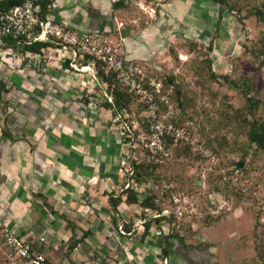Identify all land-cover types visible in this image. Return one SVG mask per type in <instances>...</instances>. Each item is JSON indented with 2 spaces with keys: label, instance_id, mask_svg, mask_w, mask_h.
I'll use <instances>...</instances> for the list:
<instances>
[{
  "label": "rangeland",
  "instance_id": "374dc122",
  "mask_svg": "<svg viewBox=\"0 0 264 264\" xmlns=\"http://www.w3.org/2000/svg\"><path fill=\"white\" fill-rule=\"evenodd\" d=\"M119 2L108 12L109 27L103 34L121 55L120 38H137L148 27L147 54L127 57L141 70L138 87L117 82L131 96L120 113L138 134L142 155L137 161L157 164L144 167V162L138 174L122 173L139 202L130 205V220L125 218L123 229L130 233L120 235L133 243L142 241L143 227L136 223L144 219L149 223L148 244L163 245L168 233H176L188 247L174 240L169 247L197 264H264V150L247 140L249 123H264V70L255 55L264 33V0H227L221 7L211 0ZM76 93L77 101L86 98L84 92ZM93 93L99 94L91 106L96 108L104 95L98 86ZM248 101L253 102L250 109ZM175 116L187 140L168 147L162 143L165 155H156L161 161L155 162L144 146L150 125L156 120L162 128L163 120ZM109 120L122 143V162L128 164L122 133L114 116ZM168 128L161 138H172L174 131ZM34 209L33 233L44 236L47 257L56 251L59 258H67L61 239L76 229L81 236L85 230L78 222L92 231L115 228L99 216L70 220L54 215L46 203ZM89 238L77 253L96 260V241Z\"/></svg>",
  "mask_w": 264,
  "mask_h": 264
},
{
  "label": "crops",
  "instance_id": "0c3cea01",
  "mask_svg": "<svg viewBox=\"0 0 264 264\" xmlns=\"http://www.w3.org/2000/svg\"><path fill=\"white\" fill-rule=\"evenodd\" d=\"M58 1L56 20L78 30L102 33L109 27L108 12L120 4L119 0ZM120 41L125 58L146 55L148 27L137 38ZM49 54L52 63L45 74L13 71L0 63V81L6 90L0 96V219L15 235H37L33 233L38 213L34 205L46 203L52 205L54 215L70 220L99 216L106 224L110 219L116 228L120 220H130L132 204L125 203L122 194L127 164L122 162V143L109 120L112 115L101 106L91 107L99 101V94L94 97L93 93L95 80L87 73L67 70L65 62L60 63L52 51ZM77 90L86 96L80 102ZM108 195L121 199L114 211ZM77 224L87 234L76 235L79 229L67 233L61 239L68 248L67 258H59L54 251L49 255L54 262L197 264L184 259L181 251H172L173 247L162 258V245L148 244L147 230L140 243H133L113 227L92 231ZM89 236L96 241L93 251L100 256L96 260L77 253L83 248L80 244L90 242Z\"/></svg>",
  "mask_w": 264,
  "mask_h": 264
},
{
  "label": "built area",
  "instance_id": "2783aa9c",
  "mask_svg": "<svg viewBox=\"0 0 264 264\" xmlns=\"http://www.w3.org/2000/svg\"><path fill=\"white\" fill-rule=\"evenodd\" d=\"M59 7L58 0H20L18 4L0 11V63H6L13 71L45 74L52 63L49 54L52 51V55L59 58L60 63H67V70L87 73L101 90L104 87L95 76L94 61L102 64L105 71H111L118 83L130 89L137 88L136 78L141 74V70L121 55L120 48L109 43L101 31L78 30L56 20L54 15ZM36 42L45 46L37 51L26 48ZM85 56L91 57V60L82 64L81 61ZM114 118L119 131L121 132V129L127 131V134L121 132L122 140L126 137L130 138V142L123 144L126 145L125 153L129 160L126 172L131 175V162L137 161L142 153L137 149L138 145L132 143L133 134L122 116L117 115ZM154 121L155 124L150 125L151 135L147 137L145 143L152 159L156 155H165L162 148L163 137L161 138L165 126L161 128L159 122ZM167 126L168 132L170 129L174 131V134H171L174 142L187 140V137L178 131L180 127ZM159 161L161 160L156 157L155 162ZM130 187V181L126 179L122 189ZM143 222L144 219H139L136 225L141 227ZM123 224L124 221L120 220L116 225V231L118 234L128 235L130 232L123 229ZM44 242L45 238L42 234L15 235L0 219V264H60L37 249L43 247Z\"/></svg>",
  "mask_w": 264,
  "mask_h": 264
},
{
  "label": "trees",
  "instance_id": "16d2710c",
  "mask_svg": "<svg viewBox=\"0 0 264 264\" xmlns=\"http://www.w3.org/2000/svg\"><path fill=\"white\" fill-rule=\"evenodd\" d=\"M211 1L216 3L219 7H221L223 4L227 2V0H211ZM19 2L20 0H0V11L5 10L8 7H11L15 4H18ZM258 43H259V46L256 49L255 55L258 58L259 65L264 70V33L262 34V37L260 38ZM42 46H45V44L36 42V43L30 44L26 48L28 50L37 51ZM89 60H91V57L85 56L83 60L81 61V63L85 64ZM65 64L67 63L65 62ZM94 73H95V76L98 82L103 85L104 91L106 92V94L111 97V101H108L106 100V98L103 97L102 99L103 102H102L101 107L109 110L112 116H117V115L122 116L120 111L122 110V108H124L127 104L130 103L131 96L122 87H120L117 84V80L115 79L114 74L110 72L109 70L105 71L104 66L97 61H94ZM95 88H97V85H95ZM5 91L6 90L4 89V85L0 81V96H1V93ZM252 106H253V102L248 101V108L250 109ZM122 119L127 124L128 128L131 129V132L133 134L132 143L137 144L136 139L138 138V134L135 133L133 127L131 126V123L125 117L122 116ZM163 122L165 126L167 125H172L174 127L182 126V122L180 118L176 116L170 117V119L166 121L163 120ZM121 132L124 134H127V131L124 129L123 130L121 129ZM162 140H163L162 143L164 144V147L176 145V142H174L172 138L167 135L163 136ZM247 140L250 144L255 145V147L264 150V123L263 122H258V121L253 120L249 123V129L247 132ZM123 142H130V138L129 137L124 138ZM134 149L136 150V148ZM131 150H133V148H131ZM144 162H146L144 167H148V166L154 167L157 165L156 163H153L152 161L148 159L147 161H143L142 159H139V161H132L131 162L132 173L138 174L139 173L138 170L142 167ZM122 194L125 195L124 202L127 204H134V203L139 202L137 198V194H135V192H133L129 188L125 189V191H123ZM120 201L121 199L119 196H112V195L107 196V202L113 211L116 210V206L119 204ZM146 207H148V205H146ZM142 227L143 228H142V234H141L140 239L143 237V232H146V230L149 229V223L144 221L142 224ZM86 234L87 233L85 231L82 232V236H85ZM78 240L79 239H76L75 242H77ZM171 240L176 241L181 246H187L183 244V239L181 236L177 235L176 233H173V234L168 233L164 237L163 245L161 246V249H160V254L162 258H165V259L167 258L168 248H169V244ZM37 249L45 253L44 248L42 246L38 247Z\"/></svg>",
  "mask_w": 264,
  "mask_h": 264
},
{
  "label": "water",
  "instance_id": "95a60500",
  "mask_svg": "<svg viewBox=\"0 0 264 264\" xmlns=\"http://www.w3.org/2000/svg\"><path fill=\"white\" fill-rule=\"evenodd\" d=\"M101 91L104 94V96L106 97V99L108 101H111L110 97L106 94V92L103 89ZM241 165H242V162L241 161H238L237 163H235V166L238 167V168L241 167Z\"/></svg>",
  "mask_w": 264,
  "mask_h": 264
}]
</instances>
